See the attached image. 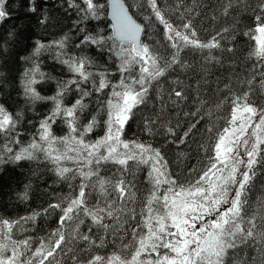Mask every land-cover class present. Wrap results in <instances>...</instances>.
Segmentation results:
<instances>
[{
  "label": "snow or ice",
  "instance_id": "snow-or-ice-1",
  "mask_svg": "<svg viewBox=\"0 0 264 264\" xmlns=\"http://www.w3.org/2000/svg\"><path fill=\"white\" fill-rule=\"evenodd\" d=\"M5 5L6 0H0V22L9 16ZM180 6V0L175 9L161 7L159 0H140L131 6L125 0H107L111 35H94L79 28L77 31L83 36L72 44L80 50L79 54L68 51L73 37L65 33L48 43L36 40L30 55L21 57L31 64L21 81L25 100L32 105L51 101L53 106L39 120L32 139L25 144L19 128L24 114L19 111L13 114L0 104V138L6 141L0 146V164L36 161L42 157L43 162L53 166L51 170L60 181L68 182L72 192L28 216L18 219L0 216V264H67V261L71 264H229V259L231 264H247L238 250L255 247L264 254V193L254 205L249 201L253 182L264 170V104L253 99L258 91L264 90V0H257L255 6L246 0H227L223 7V15H230L231 9L243 6L244 11L254 16V26H249L242 35L255 42L249 45L248 59L256 63L249 77L240 81L247 86L245 90L237 93L225 85L229 94L216 103V110L228 103L230 112L220 129L208 128L214 132V139L210 137L212 143L201 145L207 153L202 167L194 166L192 174L181 180L169 171L160 148L124 137L125 126L138 114L137 110L143 113L153 103V92L160 100V108L151 117L144 115V130L148 135H155L153 125L160 120L168 103L178 107L187 99L183 82L178 78L172 81L178 87L167 92L168 101L162 99L164 78L176 68L190 67L182 53L187 55L188 49L208 50L205 59L214 60L212 50L222 48L223 33L230 31L224 28L207 41L201 40L184 12L179 16L183 23L174 26L170 22L167 13L179 11ZM67 7L81 14V20L99 19L105 10L98 0H67ZM133 8L137 12L144 9L143 24L134 18ZM36 10L35 0H30L29 11ZM188 11L186 8L185 12ZM152 17L163 26V40L156 41L155 45L142 39V36L151 39L147 29L153 27ZM47 19L43 17L40 23L44 24ZM6 44L4 51H7ZM93 45L116 58L118 80L111 79L113 73L109 68L101 67L84 54V49ZM223 50L233 51L232 48ZM45 53L66 67L71 77L56 79L42 72L39 58ZM255 70H260L258 88L254 83ZM50 79L56 80V92L43 96L35 85ZM89 84L91 87H85ZM105 89L109 91L105 93ZM73 90L77 97L73 103L66 104L65 97ZM93 93L97 96V111L87 123H82L81 118L89 108L85 101ZM205 103L199 99V107L191 115H196ZM102 114L106 115L102 121L103 135L87 139L101 124ZM58 120L68 130L63 136L52 131V125ZM198 123H193L184 133L181 144ZM160 127L166 134L175 136L174 129L167 124ZM13 144L19 148L14 150ZM107 165L115 171L106 168ZM145 169L147 187L140 188L138 173ZM102 170L111 171V175L102 174ZM77 179L79 183L73 184ZM141 192L142 200L138 197ZM19 198L26 201L27 190ZM50 210H58L61 215L59 227L48 237L36 246L30 237L14 238L18 231L24 230V224L35 223L42 214L51 215ZM137 216L131 243L106 256L92 253V249L106 246V236L115 235L129 219ZM86 220L91 223L87 226L88 232H83L81 225ZM68 225L71 231L66 235ZM79 243H84L83 249L76 247ZM126 249H131L129 255L122 254ZM78 251L89 255L81 259ZM251 260L255 264L256 257Z\"/></svg>",
  "mask_w": 264,
  "mask_h": 264
},
{
  "label": "trees",
  "instance_id": "trees-1",
  "mask_svg": "<svg viewBox=\"0 0 264 264\" xmlns=\"http://www.w3.org/2000/svg\"><path fill=\"white\" fill-rule=\"evenodd\" d=\"M80 2V0H78ZM140 0H125L126 5H135ZM178 0H159L161 7L175 9ZM247 3L255 6L257 0H246ZM30 0H6L5 8L9 13L8 18L0 22V104L4 105L10 112H22L24 114L23 121L19 125L22 132V140L26 144L32 139V133L36 131L39 120L45 116L52 108L51 101L37 102L35 105L28 103L23 95V73L31 64L21 57L30 55L36 40L48 43L54 39H58L65 33H69L73 39L69 44L68 51L80 53L79 49L72 47V44L82 38L83 33H78L79 28H84L86 32L91 34H99L107 37L111 35V24L107 18V0H98V3L105 6L99 19L81 20V14L75 9L67 7V0H35L36 12L29 11ZM227 0H180V10L168 12L167 16L174 24L180 25L184 21L179 19L180 13L184 12L186 19H191L194 27L197 29L201 40L207 41L218 32H222L224 28L230 31L223 33L225 39L221 40V49H213L212 55L214 60H207L208 50L200 52L198 50L188 49L187 55L182 53L184 60L190 65L187 69L176 68L164 78L162 87L165 89L164 101H168L167 92L172 88L178 87L172 81L177 78L183 82L182 87L187 94V99L178 107L168 103L163 115L156 125H153L155 135H148L144 130V115L153 116L160 108V100L156 99L155 92L152 93L153 103L147 108L137 110L138 114L129 121L125 126L124 137L128 140L139 139L142 142L151 143L153 147L160 148L163 155L168 161L169 171L175 176L183 180L189 176L194 166L202 167L206 162L207 153L201 145H207L213 142L214 132H209L208 128L214 127V131L221 128L225 123V117L230 112V105L225 103L221 110H216V103L228 95V89L225 85H229L234 92H241L247 87L240 83L245 80L254 71L253 65L256 63L254 59H248L250 42L242 33L249 26H254V16L250 11H244L243 6L234 7L230 10V15H223V7ZM190 11L185 12V9ZM134 18L138 23H144V9L138 12L135 8L131 9ZM150 11V10H148ZM47 16L44 24L40 20ZM153 27L147 29L151 39L142 36V39L150 44H154L158 40H163V26L155 21L152 17ZM78 22V23H77ZM9 33H13V38H9ZM5 42H7V51H4ZM111 43V42H109ZM157 47H159L157 45ZM232 48V52L223 49ZM171 51V49H169ZM84 54L96 60L101 67L109 68L113 75L112 80L119 79V73L116 72V58L110 56L107 50L101 52L96 46L86 47ZM40 70L56 79H68L71 73L63 65L56 63L51 55L43 54L39 58ZM96 71L95 68L91 69ZM260 70H255V81L257 84L261 79ZM37 91L43 96H52L56 92V80H47L35 85ZM85 87H91L86 85ZM109 90L105 89V93ZM77 97V93L73 90L65 97V103L71 104ZM101 98H105L101 94ZM174 99V97H173ZM204 99L206 103L196 115L199 107L198 100ZM258 104H264V90H260L253 97ZM89 108L82 116V123H87L91 119V115L97 111V96L95 93L86 99ZM188 113V115H186ZM106 119V115H101L99 124L96 129L88 134L87 139L94 140L98 136L103 135L102 121ZM31 121V123H29ZM199 121L193 132L185 143L181 144L180 139L189 127ZM161 124H167L175 131V136L165 133V129L160 127ZM52 131L57 136L67 134V127L58 120L52 125ZM6 141L0 138V146ZM13 149L19 148V145L13 144ZM69 167L75 165L68 164ZM52 165L43 162L40 157L36 161H20L19 163H2L0 164V216L8 219H18L19 217L28 216L34 210L39 211L46 208L50 203H56L72 192L66 181H60L55 173L51 170ZM106 168L115 171L111 165ZM111 171L102 174L111 175ZM146 169L138 173V187L146 188L144 183ZM78 184L79 180L72 181ZM254 187L249 192V201L253 205L258 196L264 193V170H261L253 182ZM25 190L28 192V199L22 201L19 195ZM138 197L142 200L143 193H138ZM95 202V197L92 198ZM51 215L42 214L37 217L35 223L29 222L23 225V231H18L15 239L31 238L33 246L46 237L49 233L59 227L58 219L61 213L58 210H50ZM139 211V206H137ZM139 216L136 219H129L120 230L113 236H106L108 243L103 248L92 249L93 254L109 255L113 251H120L123 244L132 242V229L137 227ZM90 220H86L81 225L83 232H88ZM71 231V225L65 229L66 235ZM96 232V229L92 230ZM117 237H122L118 239ZM71 246V245H70ZM78 249L84 248V243L76 245ZM240 258L252 264L251 257H256L255 264H262L264 254L258 252L255 247L238 250ZM131 249L123 250L122 254L129 255ZM77 255L84 259L89 253L78 251ZM71 264V261H67ZM231 264V259H229Z\"/></svg>",
  "mask_w": 264,
  "mask_h": 264
},
{
  "label": "water",
  "instance_id": "water-1",
  "mask_svg": "<svg viewBox=\"0 0 264 264\" xmlns=\"http://www.w3.org/2000/svg\"><path fill=\"white\" fill-rule=\"evenodd\" d=\"M109 11H110V10L107 9V18H108V20H109V22H110V24H111V19H110V16H109V14H108Z\"/></svg>",
  "mask_w": 264,
  "mask_h": 264
}]
</instances>
